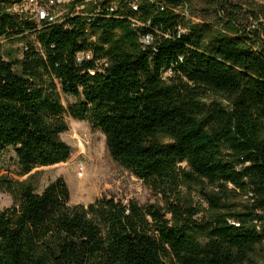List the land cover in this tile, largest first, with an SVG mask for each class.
<instances>
[{
  "label": "trees",
  "instance_id": "16d2710c",
  "mask_svg": "<svg viewBox=\"0 0 264 264\" xmlns=\"http://www.w3.org/2000/svg\"><path fill=\"white\" fill-rule=\"evenodd\" d=\"M19 1L0 0V38H24L21 59L4 60L0 46V152L14 148L24 174L65 162V118L88 120L151 189L211 187L202 193L212 214L197 221L190 205L163 212L105 197L70 204L61 178L40 193L23 185L0 210V264H245L264 243L252 212L264 209V44L210 22L181 33L189 12L173 9L186 0H107L113 12H68L39 28L4 10ZM58 89L81 100L64 107ZM211 95L229 105L204 101ZM229 193L249 194L250 212L230 210Z\"/></svg>",
  "mask_w": 264,
  "mask_h": 264
},
{
  "label": "rangeland",
  "instance_id": "374dc122",
  "mask_svg": "<svg viewBox=\"0 0 264 264\" xmlns=\"http://www.w3.org/2000/svg\"><path fill=\"white\" fill-rule=\"evenodd\" d=\"M20 0L6 7L7 11L12 14L20 15L25 13V3ZM56 1V9H63V1L69 0H51ZM186 0L183 7L195 11L204 4L201 0ZM243 1V0H242ZM244 4L241 13L245 14L244 9L254 11L256 14L264 15V0H253V6ZM218 2L214 0L213 3ZM234 4H241L239 0H231ZM252 3V1L250 2ZM206 6V5H205ZM74 10V6L70 8ZM88 10L89 8H84ZM69 10H62L58 13L61 18ZM180 12L183 9H178ZM23 11V12H21ZM188 15V14H187ZM204 21H213L209 14H200ZM197 17L196 13L188 16L187 20L192 21ZM192 18V19H191ZM186 19V18H185ZM217 30V29H216ZM33 39L32 35H26L25 40ZM24 38H0L2 58L4 60L21 59V47ZM10 53L8 55L7 53ZM15 72L20 73V66L13 65ZM59 100L64 107L73 105L81 100V97H73L64 94L60 89L57 90ZM216 100L228 106V102L219 96L211 95L204 101L210 102ZM68 129L60 134V138L70 147V157L67 161L51 166L36 167L30 173L24 174L18 165L15 150L12 147L0 152V210L14 205L18 200V192L23 185L32 187L35 192L40 193L48 184L58 178L64 180L70 195V204H84L94 202L96 199L114 198L126 204L130 201L137 203L143 208L155 207L163 212L169 202L176 203L183 207L190 205L199 212L195 216L197 221L208 220L212 211L206 202L203 191L212 190L211 187L201 188L200 186L190 184L184 185L179 183L173 191L168 187L163 190L155 191L140 179L135 177L130 171L115 161L105 142V136L98 128H93L88 120H73L65 118ZM184 166V164H183ZM232 189L231 186H228ZM227 203L231 206L230 210L248 213L250 195L229 193ZM224 210L223 212H226ZM254 215L263 218L262 221L255 224H264V209L252 211ZM169 217V215H167ZM245 264H264V243L257 247Z\"/></svg>",
  "mask_w": 264,
  "mask_h": 264
},
{
  "label": "built area",
  "instance_id": "2783aa9c",
  "mask_svg": "<svg viewBox=\"0 0 264 264\" xmlns=\"http://www.w3.org/2000/svg\"><path fill=\"white\" fill-rule=\"evenodd\" d=\"M128 1H131V3L135 5H138L139 2V0ZM213 1L211 5H202V7L196 9L195 11H192L190 8L183 9L181 12H189L190 17L192 13H196L197 17H195V19L191 18L192 21L184 20V22H186L185 26H179L178 31H181V33L188 32V27H191L194 24L206 22L201 18L200 14H209L211 17H213V21L207 22L213 23L214 33L217 32L221 35L251 34V43L249 46L252 48L261 49L262 45L264 44V15L247 13L246 10H244L245 14L241 13L242 11H234V13H232L233 9L230 6V0H221L220 4L217 2L213 3ZM20 3H25V7H27L25 9V13H21L20 15L12 13L10 14L18 17V19L34 23L38 28L43 22L51 24L62 23L65 18H67L65 15L68 12H78L79 15L94 14L95 12H103V6H111V12H113V6H115V1L107 0H80L79 2H76V0L63 1V9H56V1L51 0H25ZM8 5L9 3L7 6ZM71 5H74V10L70 9ZM68 7L69 10L66 12V14L59 18L58 13L62 10H67ZM86 7H88L91 11L89 10L90 12L88 13L82 12L86 11L84 9ZM180 8L181 5L174 8L173 10L180 14V11L178 10ZM94 40L95 36H91L89 39V41ZM142 42L148 43V37H142ZM150 44L151 43H148V45ZM76 60L77 62H82L83 60L90 59H83V57H81ZM168 73V71L164 73V76L168 75Z\"/></svg>",
  "mask_w": 264,
  "mask_h": 264
},
{
  "label": "bare ground",
  "instance_id": "6f19581e",
  "mask_svg": "<svg viewBox=\"0 0 264 264\" xmlns=\"http://www.w3.org/2000/svg\"><path fill=\"white\" fill-rule=\"evenodd\" d=\"M260 14V13H259Z\"/></svg>",
  "mask_w": 264,
  "mask_h": 264
}]
</instances>
